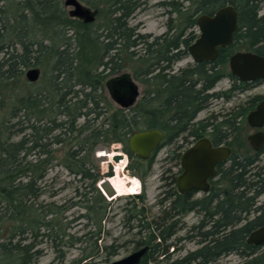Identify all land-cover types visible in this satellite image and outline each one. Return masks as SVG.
<instances>
[{
	"label": "trees",
	"instance_id": "trees-1",
	"mask_svg": "<svg viewBox=\"0 0 264 264\" xmlns=\"http://www.w3.org/2000/svg\"><path fill=\"white\" fill-rule=\"evenodd\" d=\"M79 1L96 10L94 22L71 18L63 0H0V264H33L41 255L39 237L50 238L56 249L62 242L73 246L83 243L82 237H94L89 252L69 264L102 253L103 262H109L127 243L97 244L107 204L95 187L99 175L89 165V156L103 144L121 143L127 149L132 130H139L143 123L145 129L163 132L159 148L171 145V95L177 94L178 104L194 95L201 104L210 100L205 91L219 77L209 76L201 91L191 86L174 88V80L161 68V63L170 62L171 50L191 42L192 38L182 36L195 28L198 15L210 14L229 2L238 12V37L245 39L248 49L263 54V46L256 45L264 41V15H258L264 0L162 1L160 5L170 7L174 18L169 17L163 35L150 40L130 25L140 0ZM140 50L144 53L139 54ZM128 64L134 70L152 68L145 76L150 73L158 81L157 121L152 97L127 113L104 94L106 80ZM31 67L40 70L34 83L24 78ZM133 77L139 79L136 70ZM147 87L145 94L151 96L152 87ZM244 148L245 154L233 153L228 165L217 169L214 191L201 199L173 200L167 195L159 200V213L151 217L144 207L136 209V203L125 207L123 225L134 237L128 243L133 250L147 246L138 264H216L231 254L241 259L237 264H264V245L245 242L252 230L264 225V165L258 154ZM54 161L86 183L87 190L79 196L88 213L81 216L91 222L93 231L79 237L66 234L54 220L64 206L39 202L42 182ZM135 198L141 201L143 196ZM188 212L200 219L188 228L185 238L199 247L173 259L169 249L176 243L172 239L182 228L180 218ZM47 216L51 219L46 220ZM41 229L47 232L40 233ZM60 253L58 261L49 264H64V253Z\"/></svg>",
	"mask_w": 264,
	"mask_h": 264
},
{
	"label": "flooded vegetation",
	"instance_id": "flooded-vegetation-1",
	"mask_svg": "<svg viewBox=\"0 0 264 264\" xmlns=\"http://www.w3.org/2000/svg\"><path fill=\"white\" fill-rule=\"evenodd\" d=\"M228 4L231 5L229 2H226L223 5L217 7L212 13L207 15H213L218 9ZM231 6L237 13V28L232 35L231 41L225 46L218 47L217 55L213 60L197 61L194 60L188 52V47L197 39L199 35L198 27L195 24L194 29L187 30L182 36V38H192L191 42L187 46L181 44L178 49L174 48L173 50H171V52L167 56L169 57L170 62L161 63V68H165L163 73H166L169 77H171L172 80H174V88H188L191 86L192 90L201 91L203 89V86L208 83L209 76H214L215 78L219 77L216 81V84L209 90L205 91V94L209 96L210 99L205 104H201V102H199L198 98L195 95L191 98L192 100L178 104V102L176 101L177 94L175 95V93H173V95H171L169 104V108L171 110V115L169 116L171 121L170 134L174 139V142H172L171 144L172 148L170 149V152L166 159V162L169 163L170 168L164 170L166 175L162 178L165 184V189L162 193L161 198L167 195H171L173 200H176L178 198L198 200L203 198L204 196H207L211 191H214L212 183L218 174L214 178H211L209 180V187L207 191L189 189L181 193L177 189V179L181 174L182 155L189 147H191V145H193L201 138H208V140L214 147L226 146L231 150V153L216 165V171H218L217 169L219 167L228 165L230 157L233 153L238 155L245 154V146L249 148V154H258L259 156L264 155V142L262 143L259 150H255L252 148L248 140V137L251 135L257 133L264 134V122L261 125H251L248 122V115L252 111H254L260 103L264 102V91H256L264 86V77L243 81L240 80L237 76L233 75L230 68V59L235 53L238 52H250L264 58V41L258 42L256 45V47L263 46V54L246 47V44L244 43L245 39L239 38L237 35L238 12L233 5ZM258 15H264V11L261 10V7L258 10ZM198 16L196 17V20ZM171 23L173 24L174 21L172 20ZM176 53H179L178 57H176ZM158 69L159 68L154 70V75L158 73ZM151 71L152 68H149V70H146L142 67L138 69L137 74L139 76L140 82L143 86L150 85L153 92L151 96L148 94H143L142 98L139 101L141 103H145L150 97L153 98L152 103L155 110L153 115L156 119L155 121H157L159 117L158 81L152 80L150 73L145 76V73ZM122 73L129 74L133 79V74L128 72ZM149 82H151L152 84H148ZM217 84H220V86L218 90L215 91L214 89ZM148 88L149 87H147L146 90H148ZM106 93L109 96L107 90ZM144 96H147L145 100L143 99ZM239 96H244V99L240 101ZM108 100L113 104H116L113 102L110 96ZM213 100H217V103L212 104ZM235 100H237L238 102L232 105L231 102ZM138 102L136 100V102L132 106H129L127 108H122L117 104L116 105L118 106L117 108L123 109L128 113L129 111H131V108ZM227 104H229L230 106L226 107ZM214 109H216V111H211ZM208 110H210L209 113H206ZM136 131L139 130L133 129L131 134ZM116 144H118L116 148H121L122 152L120 153L121 157L125 160V167H128L131 164H127L129 159H136V161L145 163L147 165L148 161H154L156 152L159 149L158 148L156 151H154L147 160H142L129 151L128 142L127 149L121 143ZM121 157L119 155L118 160H120ZM108 162L111 166L112 162L109 160ZM59 166L62 167V165ZM93 171L99 175L98 171H95L94 168ZM149 171L145 170L143 171V173L148 174ZM99 179L98 181L105 178H102L100 180ZM98 181L95 183V185L99 189ZM216 192H218V187L216 189ZM161 198H159V200ZM160 202L158 201V205Z\"/></svg>",
	"mask_w": 264,
	"mask_h": 264
},
{
	"label": "rangeland",
	"instance_id": "rangeland-1",
	"mask_svg": "<svg viewBox=\"0 0 264 264\" xmlns=\"http://www.w3.org/2000/svg\"><path fill=\"white\" fill-rule=\"evenodd\" d=\"M141 5L134 12L130 19V25L137 26V30L140 34L147 36L150 40L154 37L161 36L166 31V24L168 22L169 17L174 18V15L170 14V7H165L160 5L162 1L166 0H140ZM181 1V0H174ZM65 7V6H64ZM68 12L70 7H65ZM261 10L264 11V2L261 5ZM171 15V16H170ZM139 47H142L140 45ZM144 51L140 50L139 54H143ZM134 66V65H133ZM132 64H129L123 68L120 73L128 72L133 74L136 70L132 68ZM138 67V66H137ZM26 71V70H25ZM118 73V74H120ZM117 75V74H116ZM40 77V76H39ZM25 78V73H24ZM26 79V78H25ZM135 83L139 87V96L137 98V102L142 98V95L146 93L147 86L142 85L139 79L134 78ZM220 84L215 86V91L218 90ZM256 91H264V86ZM105 95L109 98L106 90L104 91ZM240 101L244 99V96H239ZM238 101L235 100L231 102L233 105ZM217 100H213L212 104H216ZM113 104V103H112ZM114 107H118L116 104H113ZM230 105L227 104L226 107ZM208 110L206 113H209ZM216 111V109L211 110ZM205 113V114H206ZM207 115V114H206ZM145 124L140 125V129H145ZM118 144L111 143L109 145H101L97 149H95L92 154L89 156V165L98 171L100 175V179L102 178H110L114 176V166L113 164L110 166L108 160L110 161V156L112 154L120 153L121 148H116ZM172 145H164L160 147L155 155L154 161L151 163V169L148 174H144L143 171L146 169L145 163H140L136 161V159L128 161L127 164H132L136 166L135 170L124 167V174L136 178L140 183V192L135 194H126L121 196H116L114 198H109L105 196L95 185V187L100 192L101 196L104 199V202L107 204V208L105 214L99 221L101 226V235L97 240V244L99 246L109 245L112 242L125 243L121 248H119L117 254L111 258V261L122 258L133 251L131 243H128V240L134 239L133 232H130L124 223L125 215L124 212L125 207L131 208L133 203H136V209L140 207H144L145 213L148 217L157 215L159 213V198L162 197V193L165 189L163 176H165L164 170L170 168L169 163L166 162L167 156L170 152ZM105 152L107 156H101L100 154ZM60 157V153L58 151L55 153ZM121 154V153H120ZM260 164L264 165V155H260ZM57 161H54L51 165L47 176L42 182L43 194L41 195L39 202L42 204H54V206H64L63 212L58 214L54 219L55 221H59L62 228H65L66 234L73 235L74 237H79L85 232L93 231L94 228L91 225V222L87 220L86 217H82L81 215H86L88 212L84 207L82 201V197L79 196L84 190L85 184H83L78 177L69 174L64 168L57 165ZM121 173V172H120ZM99 179V180H100ZM99 182V181H98ZM141 195L143 199L141 201H137L135 196ZM140 200V199H139ZM263 200V197L259 199V202ZM51 219V217L47 216L46 220ZM199 215L194 212H188L184 214L181 218L182 228L177 232L175 237H173V241L176 244H173V247L169 249L171 253V258L175 259L185 255L187 252L193 251L199 247V245L193 241L185 238L187 235L188 228L192 225L197 224L199 220ZM46 229H41L40 233H46ZM61 233V231H60ZM91 235H87L83 238V243L76 242L73 246H68V242L65 244L62 242V245L59 246L57 250L53 246V242L48 237L38 238L40 242H38L37 247L41 249V255L37 258V260L33 264H49L52 261H58V256L62 251L64 253V264H69L71 261L80 258L82 255H86L89 252L90 245L94 240V237H90ZM181 238L177 240V238ZM67 240V237L64 238ZM127 244V245H126ZM104 261V254L97 257H87L82 261H79L77 264H106L109 262ZM152 262V261H151ZM241 262V259L234 254L224 256L219 259L216 264H237Z\"/></svg>",
	"mask_w": 264,
	"mask_h": 264
},
{
	"label": "water",
	"instance_id": "water-1",
	"mask_svg": "<svg viewBox=\"0 0 264 264\" xmlns=\"http://www.w3.org/2000/svg\"><path fill=\"white\" fill-rule=\"evenodd\" d=\"M65 7H70L68 15L81 20L83 23H92L96 18V10L84 5L79 0H63ZM199 30L197 39L188 47V52L194 60H213L219 46L227 45L237 28V13L231 5L218 9L213 15H199L196 20ZM230 68L233 75L240 80L248 81L264 77V58L250 53L238 52L230 59ZM40 70L31 67L25 71L27 81L34 83L39 79ZM110 98L119 107L132 106L138 96L139 88L127 73L110 77L105 82ZM251 125H261L264 122V102L248 115ZM163 133L159 129H144L132 133L128 139V149L135 156L147 160L156 151L162 140ZM253 149L259 150L264 142V134L257 133L248 137ZM231 153L229 147H214L208 138H201L189 147L181 158V174L177 179V189L185 192L189 189L207 191L209 180L217 175L216 165ZM113 161L119 155L112 157ZM106 196L112 197L115 191L108 179L100 184ZM245 242L255 247L264 245V225L252 230ZM147 252V246L130 252L126 256L106 264H138Z\"/></svg>",
	"mask_w": 264,
	"mask_h": 264
},
{
	"label": "bare ground",
	"instance_id": "bare-ground-1",
	"mask_svg": "<svg viewBox=\"0 0 264 264\" xmlns=\"http://www.w3.org/2000/svg\"><path fill=\"white\" fill-rule=\"evenodd\" d=\"M100 155L107 156L105 152L101 153ZM114 155H120L121 157L120 153H114L110 156V161L114 166V176L108 179V181L113 187L116 196L138 193V189L140 188L139 181L136 178L130 177L127 174L125 175L123 173L125 160L121 157L122 159L120 158V160L115 162L112 159Z\"/></svg>",
	"mask_w": 264,
	"mask_h": 264
},
{
	"label": "built area",
	"instance_id": "built-area-1",
	"mask_svg": "<svg viewBox=\"0 0 264 264\" xmlns=\"http://www.w3.org/2000/svg\"><path fill=\"white\" fill-rule=\"evenodd\" d=\"M124 167H125V164H124ZM99 184H100V181L98 182V187H99V189L102 191V189L100 188V186H99ZM140 189V188H139ZM138 189V193L140 192V190ZM135 194H137V193H135ZM115 197V196H114ZM148 264H154V262H148Z\"/></svg>",
	"mask_w": 264,
	"mask_h": 264
}]
</instances>
